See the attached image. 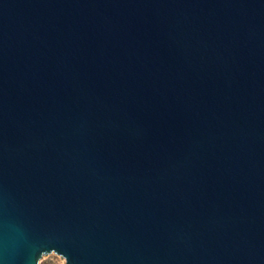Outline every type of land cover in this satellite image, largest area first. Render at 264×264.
<instances>
[{
  "label": "water",
  "instance_id": "95a60500",
  "mask_svg": "<svg viewBox=\"0 0 264 264\" xmlns=\"http://www.w3.org/2000/svg\"><path fill=\"white\" fill-rule=\"evenodd\" d=\"M264 264V0H0V264Z\"/></svg>",
  "mask_w": 264,
  "mask_h": 264
},
{
  "label": "rangeland",
  "instance_id": "374dc122",
  "mask_svg": "<svg viewBox=\"0 0 264 264\" xmlns=\"http://www.w3.org/2000/svg\"><path fill=\"white\" fill-rule=\"evenodd\" d=\"M39 264H65L61 257L39 259Z\"/></svg>",
  "mask_w": 264,
  "mask_h": 264
}]
</instances>
